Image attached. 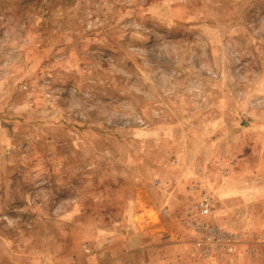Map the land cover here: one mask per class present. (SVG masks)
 <instances>
[{
	"label": "rangeland",
	"instance_id": "1",
	"mask_svg": "<svg viewBox=\"0 0 264 264\" xmlns=\"http://www.w3.org/2000/svg\"><path fill=\"white\" fill-rule=\"evenodd\" d=\"M212 261L264 264V0H0V264Z\"/></svg>",
	"mask_w": 264,
	"mask_h": 264
},
{
	"label": "built area",
	"instance_id": "2",
	"mask_svg": "<svg viewBox=\"0 0 264 264\" xmlns=\"http://www.w3.org/2000/svg\"><path fill=\"white\" fill-rule=\"evenodd\" d=\"M214 213L213 198L203 193L178 220L183 231L191 235V250L196 259L234 263L241 245L239 235L213 223Z\"/></svg>",
	"mask_w": 264,
	"mask_h": 264
},
{
	"label": "crops",
	"instance_id": "3",
	"mask_svg": "<svg viewBox=\"0 0 264 264\" xmlns=\"http://www.w3.org/2000/svg\"><path fill=\"white\" fill-rule=\"evenodd\" d=\"M259 212H257V214H258ZM213 263V261L212 262H209L208 264H212ZM213 264H216V263H213Z\"/></svg>",
	"mask_w": 264,
	"mask_h": 264
}]
</instances>
